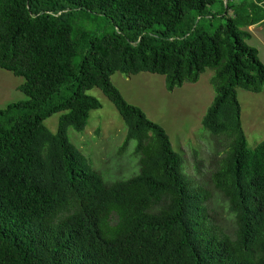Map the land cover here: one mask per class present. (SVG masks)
Wrapping results in <instances>:
<instances>
[{
	"label": "trees",
	"instance_id": "trees-1",
	"mask_svg": "<svg viewBox=\"0 0 264 264\" xmlns=\"http://www.w3.org/2000/svg\"><path fill=\"white\" fill-rule=\"evenodd\" d=\"M216 2L0 0V70L23 78L27 97L0 109V264H264V142L248 147L237 92H264V64L236 20L201 28ZM194 12L196 26L177 30ZM80 13L111 19L114 33L75 32ZM258 24L252 4L245 26ZM209 69L216 95L202 124L224 152L213 181L232 236L211 222L212 196L186 175L166 130L112 83L159 74L173 92ZM94 88L127 126L122 149L137 141L139 173L110 185L68 137L102 108ZM58 113L53 134L45 121Z\"/></svg>",
	"mask_w": 264,
	"mask_h": 264
},
{
	"label": "rangeland",
	"instance_id": "rangeland-1",
	"mask_svg": "<svg viewBox=\"0 0 264 264\" xmlns=\"http://www.w3.org/2000/svg\"><path fill=\"white\" fill-rule=\"evenodd\" d=\"M252 4L259 5L261 15H264V0H217L208 8L213 17L207 16L200 25L205 32L213 34L226 25L229 19L236 20L240 30L250 34L247 43L258 50L259 58L264 64L263 24L245 26L246 19L251 15ZM198 15L197 12L192 13L177 30L196 26L201 18ZM73 23L75 32L85 30L98 37L113 34L115 31L113 21L101 15L80 13ZM77 61L78 58L75 62ZM214 75V71L209 69L198 83L185 84L173 92L167 91L166 78L159 74L115 73L112 83L129 104L141 108L151 121L166 130L174 150L184 159L186 175L212 196L208 202L211 222L222 233L232 236L235 231V218L229 211L227 200L213 181L224 152H218L217 138L202 124L216 95L211 82ZM23 83V78L0 70V109L27 99L18 90ZM237 92L248 147L254 149L264 142V92L255 94L243 89H238ZM88 94L98 99L102 108L90 113L83 132L69 128L68 137L107 184L130 179L140 170L139 157L135 153L137 141H131L126 149H122L128 134L122 116L101 90L94 88ZM63 114H55L45 121V126L53 134L57 133Z\"/></svg>",
	"mask_w": 264,
	"mask_h": 264
}]
</instances>
